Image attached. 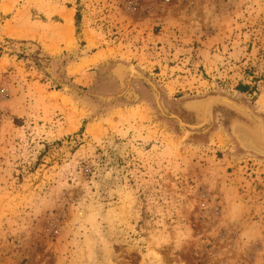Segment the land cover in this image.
I'll list each match as a JSON object with an SVG mask.
<instances>
[{
	"label": "rangeland",
	"instance_id": "1",
	"mask_svg": "<svg viewBox=\"0 0 264 264\" xmlns=\"http://www.w3.org/2000/svg\"><path fill=\"white\" fill-rule=\"evenodd\" d=\"M143 76L264 118V0H0V264H264L249 121Z\"/></svg>",
	"mask_w": 264,
	"mask_h": 264
},
{
	"label": "water",
	"instance_id": "2",
	"mask_svg": "<svg viewBox=\"0 0 264 264\" xmlns=\"http://www.w3.org/2000/svg\"><path fill=\"white\" fill-rule=\"evenodd\" d=\"M143 77L146 78L153 86L155 90L154 96L158 107L162 111L168 112L170 116L177 119L183 126L193 128L202 126L212 118L214 108L218 105L225 106L241 117L247 119L249 122L239 118L234 119L231 122V132L243 150L254 152L264 157V118L257 114L247 104L221 94H212L206 97L186 100L183 104L184 108L194 112L195 114H202L204 118L200 124H188L180 119L176 114L172 113L163 103L160 102L156 85L147 77Z\"/></svg>",
	"mask_w": 264,
	"mask_h": 264
},
{
	"label": "crops",
	"instance_id": "3",
	"mask_svg": "<svg viewBox=\"0 0 264 264\" xmlns=\"http://www.w3.org/2000/svg\"><path fill=\"white\" fill-rule=\"evenodd\" d=\"M64 38H63V42L64 43H66L68 40H67V36L66 35H64L63 36ZM61 43V42H60ZM62 44V43H61ZM99 52V51H98ZM97 53V52H96ZM97 57H98V53H97V55H96ZM99 59H101L102 60V58H99ZM93 60L94 59H91L90 61H89V65H91L92 63H93ZM207 58H204V59H202L201 61H195V63H196V65H197V63L198 64H201V63H204L205 65H207L208 63H207ZM163 67V71L162 72H165L166 74H168L169 73V75L171 76V75H174L175 74V72L178 70V69H180L183 73H185V75H183V74H177L176 76H175V78L174 79H172L171 81H170V79L168 80V83H171V86H172V88H173V90H175V89H180V88H182V89H195V88H199V89H201V90H204V88L205 87H210V85L211 84H209L208 83V81H206V80H203V81H198L197 83H196V80H195V75H191V72H193L192 70L194 69V68H187L186 70H184L183 69V67L182 66H180L179 65V62H177V64H176V66H171V67H167V66H162ZM191 71V72H190ZM190 73V74H189ZM162 74H164V73H162ZM179 86H178V85ZM212 84H214L213 82H212ZM198 90V89H197ZM234 90V93L235 94H237V93H242V94H245L246 93V91H241V89H233ZM169 92H171V89L169 90ZM182 100V106H183V104H184V102L186 101V100H184L185 99V97H180L179 99L178 98H175V100ZM141 106H143V107H145L144 106V104H141ZM184 107V106H183ZM187 110V109H186ZM189 113H194V112H191V111H189V110H187ZM140 113H141V110H139L138 112H135L134 114H133V116H132V119H137L138 117H139V115H140ZM150 131H151V129H150ZM154 131H156V130H154ZM153 131V132H154ZM152 132V133H153ZM150 134V133H149ZM163 139V138H162ZM264 165V164H263Z\"/></svg>",
	"mask_w": 264,
	"mask_h": 264
},
{
	"label": "bare ground",
	"instance_id": "4",
	"mask_svg": "<svg viewBox=\"0 0 264 264\" xmlns=\"http://www.w3.org/2000/svg\"><path fill=\"white\" fill-rule=\"evenodd\" d=\"M68 20H70V17H68ZM67 29L65 30L67 33L69 31V27H66Z\"/></svg>",
	"mask_w": 264,
	"mask_h": 264
},
{
	"label": "trees",
	"instance_id": "5",
	"mask_svg": "<svg viewBox=\"0 0 264 264\" xmlns=\"http://www.w3.org/2000/svg\"><path fill=\"white\" fill-rule=\"evenodd\" d=\"M79 16L77 15V20H78Z\"/></svg>",
	"mask_w": 264,
	"mask_h": 264
}]
</instances>
